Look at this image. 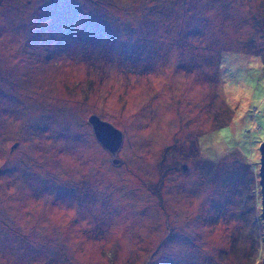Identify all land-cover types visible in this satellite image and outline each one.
Instances as JSON below:
<instances>
[{"label":"rangeland","instance_id":"rangeland-1","mask_svg":"<svg viewBox=\"0 0 264 264\" xmlns=\"http://www.w3.org/2000/svg\"><path fill=\"white\" fill-rule=\"evenodd\" d=\"M261 136L264 0H0V264H264Z\"/></svg>","mask_w":264,"mask_h":264},{"label":"water","instance_id":"water-1","mask_svg":"<svg viewBox=\"0 0 264 264\" xmlns=\"http://www.w3.org/2000/svg\"><path fill=\"white\" fill-rule=\"evenodd\" d=\"M89 121L94 129L96 138L100 142V144L111 152L118 151V149L123 143V132L117 127H115L113 124L100 119L96 115L92 116ZM262 145H264V141L262 142L261 146ZM262 159H264V153L260 151V160ZM184 169H186V166H184ZM260 169V188L262 203L261 218L263 222L264 235V163L260 164Z\"/></svg>","mask_w":264,"mask_h":264},{"label":"snow or ice","instance_id":"snow-or-ice-1","mask_svg":"<svg viewBox=\"0 0 264 264\" xmlns=\"http://www.w3.org/2000/svg\"><path fill=\"white\" fill-rule=\"evenodd\" d=\"M262 141H264V136H261V138H260ZM259 151H261L262 153H264V145H262L261 146V148L259 149ZM254 163L255 164H262V163H264V159H262V160H255L254 161ZM258 171H260L261 169H257Z\"/></svg>","mask_w":264,"mask_h":264},{"label":"trees","instance_id":"trees-1","mask_svg":"<svg viewBox=\"0 0 264 264\" xmlns=\"http://www.w3.org/2000/svg\"><path fill=\"white\" fill-rule=\"evenodd\" d=\"M247 1H253V0H247ZM254 1H255V0H254ZM259 19H260V15L253 16V18H252V20L254 21L253 24H254V23L256 24L257 21H258L257 23L260 24ZM259 24H258V25H259ZM48 53H49V54H52L51 51H48Z\"/></svg>","mask_w":264,"mask_h":264},{"label":"clouds","instance_id":"clouds-1","mask_svg":"<svg viewBox=\"0 0 264 264\" xmlns=\"http://www.w3.org/2000/svg\"><path fill=\"white\" fill-rule=\"evenodd\" d=\"M115 127H116V126H115ZM118 129H119V128H118ZM95 136H96V135H95ZM96 139H97V138H96ZM123 141H124V138H123ZM98 142H99V141H98ZM99 143H100V142H99ZM122 144H123V143H122ZM121 147H122V145H121ZM121 147H120V148H121ZM105 149H106V148H105ZM106 150H107V149H106ZM108 151H109V150H108Z\"/></svg>","mask_w":264,"mask_h":264}]
</instances>
